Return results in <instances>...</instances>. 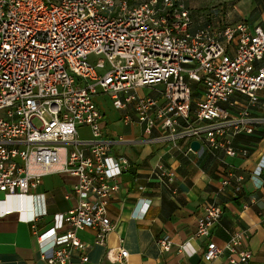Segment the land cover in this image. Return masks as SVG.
Wrapping results in <instances>:
<instances>
[{
	"label": "built area",
	"instance_id": "obj_1",
	"mask_svg": "<svg viewBox=\"0 0 264 264\" xmlns=\"http://www.w3.org/2000/svg\"><path fill=\"white\" fill-rule=\"evenodd\" d=\"M193 25L184 0H0V217L24 212L29 202L25 219L47 264H68L73 249L87 262L78 231L96 230L97 243L106 244L115 229L108 207L130 164L113 152L123 139L108 135L96 96L111 98L124 125L140 124L144 142L178 148L183 141L188 153L198 140L211 151L249 157L234 141L264 122L253 112L264 109V24ZM82 127L91 140L80 136ZM263 169L264 154L252 176L259 187ZM56 173L77 179L68 197L78 203L40 232L47 212L35 207L41 198L34 191ZM152 173L176 192L174 170L158 162ZM222 216L223 207L211 203L197 219L204 259L248 264L246 231L232 232L224 246L210 239ZM158 244L165 252L173 245L169 235ZM188 245L180 250L193 255ZM109 251L115 262L129 256L123 247Z\"/></svg>",
	"mask_w": 264,
	"mask_h": 264
},
{
	"label": "crops",
	"instance_id": "obj_2",
	"mask_svg": "<svg viewBox=\"0 0 264 264\" xmlns=\"http://www.w3.org/2000/svg\"><path fill=\"white\" fill-rule=\"evenodd\" d=\"M190 8L197 30L208 22L234 24L246 20L251 25L264 24V0H184ZM130 105L128 111L134 113ZM264 117V109L253 108ZM118 118L104 119L111 138L123 141L113 147L119 157H126L130 166L117 178L119 185L111 197L108 212L115 229L107 236L106 244L97 243L98 232L93 229L78 231L86 243L87 262H81L83 252L72 250L68 264H207L203 257L206 239L195 236L196 223L203 208L211 203L223 207V216L213 228L210 239L224 246L230 234L237 229L246 231L245 247L253 253L248 264H264V183L260 187L252 179L254 171L264 154V122L258 124L253 134L240 135L235 139L238 146L250 147L249 157L228 156L223 150L211 151L205 144L199 150L185 153L187 142L174 147L162 140L144 142L143 127L133 122L124 125ZM92 139L91 129L82 127ZM159 135L155 132L154 136ZM162 162L175 171L171 184L174 193L162 180L153 175L156 163ZM225 177L230 183L223 187ZM264 180V169L262 172ZM76 178L67 174H49L34 191L41 198L38 209L46 210L37 222L40 232L51 228L55 215L62 214L77 205L75 196L68 197ZM220 188H223L220 190ZM13 201V200H12ZM12 201L9 203L11 204ZM23 205V203L21 204ZM26 210H15L0 217V264H47L32 223L25 217L30 203L24 202ZM247 206V207H246ZM26 215V216H25ZM169 235L173 243L170 251H163L158 240ZM188 243V252L180 250ZM123 247L129 252L127 260H112L110 248ZM117 252V250H115ZM219 259L214 264H222Z\"/></svg>",
	"mask_w": 264,
	"mask_h": 264
},
{
	"label": "rangeland",
	"instance_id": "obj_3",
	"mask_svg": "<svg viewBox=\"0 0 264 264\" xmlns=\"http://www.w3.org/2000/svg\"><path fill=\"white\" fill-rule=\"evenodd\" d=\"M208 0H200V2H206ZM100 57H97L96 60H98ZM103 58V57H101ZM151 92L150 88H145L144 89V93L145 94H149ZM96 103L99 105L101 111H103V113L105 114V119L114 117V118H118L120 116V111L115 109L113 104H112V100L110 97L106 96V95H98L95 98ZM80 136H82L83 138H87L89 137L85 132L81 131L80 132Z\"/></svg>",
	"mask_w": 264,
	"mask_h": 264
},
{
	"label": "water",
	"instance_id": "obj_4",
	"mask_svg": "<svg viewBox=\"0 0 264 264\" xmlns=\"http://www.w3.org/2000/svg\"><path fill=\"white\" fill-rule=\"evenodd\" d=\"M191 147L193 150H199L201 148V143L198 140H193L191 142Z\"/></svg>",
	"mask_w": 264,
	"mask_h": 264
},
{
	"label": "trees",
	"instance_id": "obj_5",
	"mask_svg": "<svg viewBox=\"0 0 264 264\" xmlns=\"http://www.w3.org/2000/svg\"><path fill=\"white\" fill-rule=\"evenodd\" d=\"M195 95H200V89L199 88H196L195 87ZM247 148H249L250 150V147L246 146Z\"/></svg>",
	"mask_w": 264,
	"mask_h": 264
}]
</instances>
